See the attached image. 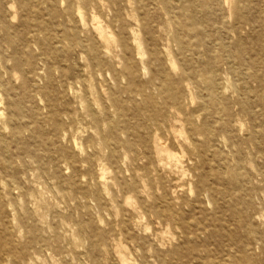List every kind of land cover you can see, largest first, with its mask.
Listing matches in <instances>:
<instances>
[{
    "label": "bare ground",
    "instance_id": "1",
    "mask_svg": "<svg viewBox=\"0 0 264 264\" xmlns=\"http://www.w3.org/2000/svg\"><path fill=\"white\" fill-rule=\"evenodd\" d=\"M40 1L52 0H0V146L8 129L17 139L30 130L20 109L6 118L2 108L1 87L23 66L30 79L24 98L40 92L48 114L31 131L34 141L41 133L47 140L25 144L20 156L42 169L66 162L68 181L85 177L69 198L79 191L101 206H132L137 225L121 217L96 232L76 220L82 250H75L59 230L69 220L14 208L0 224V264H256L253 243L237 231L251 232L256 217L242 215L240 203L245 210L252 204L254 176L264 177V0H60L75 22L70 51L76 41L84 60L50 73L49 86L32 84L35 69L20 55L31 41L49 47L68 38L65 31L53 36L39 12L31 13ZM163 31L174 33L168 46L159 43ZM230 79L236 98L225 94ZM17 101L10 105H26ZM98 144L113 165L110 178L104 165L92 171ZM81 146L92 148L84 158L76 152ZM123 240L133 261L114 248Z\"/></svg>",
    "mask_w": 264,
    "mask_h": 264
},
{
    "label": "rangeland",
    "instance_id": "2",
    "mask_svg": "<svg viewBox=\"0 0 264 264\" xmlns=\"http://www.w3.org/2000/svg\"><path fill=\"white\" fill-rule=\"evenodd\" d=\"M36 11L39 12L41 19L46 23L48 28H50L53 36L56 32L57 34H60L65 31L66 36L68 37L62 43L51 41L49 47L43 44L40 45L34 41L21 47L20 55L25 61L24 66H30V64H32L35 69L34 73L30 74L32 79L35 74L33 81L31 80L32 84L40 83L49 86L48 75L50 73L59 76L62 69L67 68L68 66L76 67L77 64L83 62L84 52L80 48V45H77L76 41H73V51H70V43L72 42L69 40V35L72 34V32H75V22L60 0H52L50 2L40 1L38 6H33L31 13ZM18 22V19L13 21L15 24ZM80 33L82 34V32ZM188 33L189 31H187V34ZM14 34L17 35L18 33ZM173 34V31H163L161 34L158 33L159 43L163 46H168V44H171L168 41V36L172 37ZM41 36V38H44L43 34H41ZM187 37L188 36L185 38L187 39ZM113 55L114 54L106 53V56H110L118 61V57L115 58ZM7 65L14 69L13 60L9 61ZM22 68L23 66L19 70H15V75L7 87H1V91L5 96V105L2 107L5 111L4 116L6 118L10 117L12 114L14 116L20 109L23 115L21 123H24V126H30V130H25L24 133H22V136L17 139L11 135L8 129L4 135L6 146H0V208L2 207L5 211L3 216L0 215V224L9 223V219L13 214V211H15L14 208L19 209V211H24L26 208L29 210L38 209L45 214L47 218L53 216L57 218L63 217L69 221L68 223L64 222L59 230L62 234L64 233L69 241V245L75 250H82V246L79 245L80 238L73 235L75 227L73 222L76 220L84 224L89 223L94 227L96 232L101 229L115 227V223L118 222V219L121 217H124L130 223L137 225L136 219L138 217V211L132 206L116 205V203H110L108 206H101L97 199L93 198L91 195L86 196L79 191L76 193L77 197L73 196L75 197L74 199L69 198L71 194L67 192L71 191L72 188H80L85 181L83 180L85 177L83 176L80 179L76 178L74 181H68L71 179L72 170L66 162H58L57 164L49 163L45 169H42L39 167L37 160L35 161L31 157L23 158L20 156L19 152L25 147V144L30 143L34 146L38 145L37 147H39L40 144L45 143L47 140L45 134L41 133V137L40 135L37 136L36 141H34V139L31 138V131L38 126L39 120L42 119L41 121H43L44 118L47 120L46 115L48 114L46 100L40 92H36L31 102L24 98L22 85L23 83H29L30 79L27 75L25 76L26 73H23L24 69ZM228 74L232 75L223 71L224 78ZM87 79L89 78L87 77ZM232 81L233 80L230 79L228 84L229 91L225 92V94L231 98H236L238 97V93L234 91ZM237 85H239L238 82ZM84 86L89 91L93 92L94 85L91 84L89 80L85 81ZM206 99H209L208 96H206ZM16 100H18L17 102L21 100L26 105L18 104V107L16 105H10L11 102L13 103ZM21 101L20 103H22ZM32 104H35L37 109H34ZM233 109L235 108L233 107ZM216 115V112H213L212 117H216ZM238 118L239 116H236V119ZM43 124L47 130L52 128V123L50 121H45ZM249 128L250 123L247 120L245 127L241 130V135L243 137H246V134L250 131ZM180 134L185 135V130ZM97 139L99 140V138ZM73 140L74 137L72 138L71 143H73ZM75 140L79 145L82 143L79 137L75 138ZM83 146L85 145L83 144ZM96 150L98 151V154L94 156L92 171L95 173L104 165L107 168V177L110 178V176L114 174V168L108 157L107 149H101V146L98 144ZM91 151V147L87 150H82V146L76 148L77 154L82 158L86 156V153ZM122 158L123 156L119 158L121 165L124 161ZM258 159L262 160L263 157L259 155ZM246 163L247 165H250L248 162ZM260 164L262 165V163ZM262 169L264 168L262 167ZM254 177V185L256 188L249 198L252 204H250L245 210V206L240 203V208L242 215L247 212L250 216H255L256 218H252V221H250L251 232L245 228H240L237 232L241 238L253 243L256 252V264H264V177H261V175L257 176L258 178H256V176ZM81 179L82 181H80ZM98 182L99 186L105 189L106 181L100 179ZM242 198L243 197H241L240 201L243 200ZM42 220L43 218L40 219V224H43ZM44 225L46 224L44 223ZM170 229H172V227H170ZM1 239L2 236H0V240ZM175 243L176 242H173L172 244L167 243V248H171ZM113 245L117 251H120L128 259L133 261L132 257H136V254L132 253V248L129 247L130 243L128 241L123 240L122 243L118 242V245ZM73 262L74 264H80L78 260H73ZM49 264L58 263L51 262Z\"/></svg>",
    "mask_w": 264,
    "mask_h": 264
}]
</instances>
